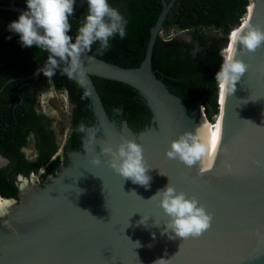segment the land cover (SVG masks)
<instances>
[{
	"label": "water",
	"instance_id": "water-1",
	"mask_svg": "<svg viewBox=\"0 0 264 264\" xmlns=\"http://www.w3.org/2000/svg\"><path fill=\"white\" fill-rule=\"evenodd\" d=\"M172 2L161 0L137 68L89 54L82 58L85 83L73 81L87 93L100 131L89 150L83 145L84 153L74 154L71 166L62 165L42 186L32 175L17 178L16 204L0 217V264H155L160 259L165 264H264V45L251 54L237 51L247 71L228 97L218 87L213 122L199 105L187 113L183 101L151 69L153 45ZM252 2L246 25L235 29L264 30V0ZM1 8L20 14L27 10L12 2ZM44 65L21 79L35 81ZM91 77L132 87L151 114L149 125L133 133L125 121H110ZM221 130L214 152L213 133ZM195 132L206 137L211 167L187 168L165 157L171 141ZM122 138L142 146L150 168L147 188L123 180L105 163L110 157L99 156L101 147L115 150ZM95 156L99 166L90 162ZM6 162L0 157V166ZM169 183L212 215L210 228L198 238L169 239L174 234L165 231L168 217L158 207L159 198L150 200ZM142 218L145 225L139 223Z\"/></svg>",
	"mask_w": 264,
	"mask_h": 264
},
{
	"label": "trees",
	"instance_id": "trees-1",
	"mask_svg": "<svg viewBox=\"0 0 264 264\" xmlns=\"http://www.w3.org/2000/svg\"><path fill=\"white\" fill-rule=\"evenodd\" d=\"M169 1L171 0H165L166 3ZM10 2L17 7L26 8L25 0H0V6L5 7ZM108 2L127 20V35L124 39H112L109 49L103 55L97 54L98 44H94L87 54L124 68H137L144 58L150 29L161 11V0ZM250 2L173 0L162 22L161 33L153 45L151 69L168 91L183 101L187 113L199 105L209 122H213L217 115L218 84L215 74L223 63L221 50L231 30L240 25ZM1 7L0 154L8 159L9 164L0 169V196L15 199L18 192L15 185L17 176L27 177L31 173H37L41 167L45 169L43 177L54 175L61 162L59 157L51 160L55 149L42 148L43 142L38 144L41 156L35 162L25 159L19 151L20 146L26 144V137L31 131L38 139L52 135L45 132L41 125L37 126L31 121L46 118L43 114L36 113L33 92L53 88L57 92L66 93L72 106V131L65 149H77L81 134L75 129L79 123L93 126L95 121L83 88L62 75L61 71L56 70V74L50 79L42 73L35 81L21 79L44 65L48 53L35 46L22 47L19 36L7 29L8 24L15 21L20 13ZM86 11L84 0H76L74 13L70 18L72 31L68 35L75 36L78 22ZM227 58L228 52L224 59ZM91 80L110 121L117 125L125 121L133 133H138L149 125L151 114L132 87L97 77H91ZM114 108H121L122 115H115ZM63 162L66 164L67 161Z\"/></svg>",
	"mask_w": 264,
	"mask_h": 264
},
{
	"label": "clouds",
	"instance_id": "clouds-1",
	"mask_svg": "<svg viewBox=\"0 0 264 264\" xmlns=\"http://www.w3.org/2000/svg\"><path fill=\"white\" fill-rule=\"evenodd\" d=\"M75 2L76 0H25L27 10L10 22L7 29L19 36L22 47L35 46L48 53L46 63L41 69L44 77H53L58 66L63 64L64 67L60 70L62 75L84 84L85 68L82 58L92 50L94 44H98L97 54L103 55L109 49L112 39H124L127 35V20L108 0H84L87 11L78 22L75 36H70V18L74 13ZM262 45L264 30L260 28L247 26L246 31L234 33L232 54L223 60L220 70L215 74L222 97H228L235 91L236 82L244 76L248 68V65L236 58L237 51L239 50L240 55L251 54ZM113 112L115 115H122L121 108H114ZM75 130L84 136V147L87 151L96 140L100 128L95 125L86 126L81 122ZM99 156L110 157L105 163L123 180H131L133 184L145 188L149 186L151 178L147 173L150 168L145 165L141 145L122 138L115 150L111 146L101 147ZM99 156L92 158V165L101 164ZM165 157L177 160L187 168L200 165L203 170L209 167L210 162L206 137L196 132L184 133L169 143ZM157 198L158 207L168 217L165 231L174 234L169 235V239L198 238L210 228L212 215L196 198H189L183 192L178 193L170 183L164 189L158 190L150 200ZM15 204L14 198L0 196V217L8 215ZM143 220L144 218L139 223L144 224ZM165 262L166 260L160 259L155 264Z\"/></svg>",
	"mask_w": 264,
	"mask_h": 264
},
{
	"label": "flooded vegetation",
	"instance_id": "flooded-vegetation-1",
	"mask_svg": "<svg viewBox=\"0 0 264 264\" xmlns=\"http://www.w3.org/2000/svg\"><path fill=\"white\" fill-rule=\"evenodd\" d=\"M49 89H51V88H49ZM48 90L33 92L32 100L34 101V103H33L34 109H35L36 113L43 114L46 118L39 119L36 121L34 119H32L31 121L37 126L41 125L42 128L45 130V132H50V133H52V135H50L48 137L45 136L42 139H38V137H36V134L33 131H31L26 137V144L20 146L19 151H20V153L23 154L25 159H27L28 161H31V162H35L37 160V158L39 156H41V148H40V145H38V144L40 142H43L44 145L43 144L41 145L42 148L55 149L53 154H52L51 160L58 158V157L60 158L61 162L56 169V170H58L62 165L65 168L71 166V164H72L71 159L74 156V154H77V153L83 154L84 153V151H83L84 136L81 134V136L79 137V143H78L77 149H72V148L65 149L66 146H68V139H69V136H70L71 131H72V127L70 124V114H71L72 106L68 102L67 95L65 92H57L53 89L54 92L65 95L67 104H68L69 109H70L69 119L67 121V127L64 129L63 126L62 127L58 126L57 122L54 121L53 117H51V115H49L45 109L41 108L39 105V102H38V96L41 95L42 93H46V91H48ZM43 97H46V94ZM45 154L46 153H43V155H45ZM0 157L4 158L1 154H0ZM4 159L7 162L5 164H3L2 166H0V169L6 167L9 164L8 159H6V158H4ZM63 160L67 161L66 164L63 162ZM44 171H45L44 167H41V168H39L37 173H35V174L31 173L30 174L32 176L36 175L38 177L36 180L34 179L35 184L42 186L44 183L49 181V176H51V175H47V176L43 177L42 175L44 174ZM20 176H22V175H20ZM18 177L19 176H17L15 178V185H17L16 181H17Z\"/></svg>",
	"mask_w": 264,
	"mask_h": 264
},
{
	"label": "rangeland",
	"instance_id": "rangeland-1",
	"mask_svg": "<svg viewBox=\"0 0 264 264\" xmlns=\"http://www.w3.org/2000/svg\"><path fill=\"white\" fill-rule=\"evenodd\" d=\"M46 94V97H43ZM38 102L41 108L45 109L57 125L60 127H67V121L69 119L70 109L66 101L64 94H59L54 92L51 88L46 93H42L38 96ZM31 178L36 180L38 177L36 175L31 176Z\"/></svg>",
	"mask_w": 264,
	"mask_h": 264
},
{
	"label": "bare ground",
	"instance_id": "bare-ground-1",
	"mask_svg": "<svg viewBox=\"0 0 264 264\" xmlns=\"http://www.w3.org/2000/svg\"><path fill=\"white\" fill-rule=\"evenodd\" d=\"M251 2H250V4L248 5V7H247V11H246V14L244 15V17L242 18V20H241V27L242 26H245L246 25V23H247V20L249 19V17H250V14H251V12H252V9H253V2H252V0H250ZM233 31V30H232ZM231 31V33H230V35H231V41H230V39H229V45H228V47L225 49V51L223 52V55H224V57L226 56V54H227V52H228V57L232 54V50H233V41H234V33H236V32H239L240 31V29H235L233 32Z\"/></svg>",
	"mask_w": 264,
	"mask_h": 264
},
{
	"label": "snow or ice",
	"instance_id": "snow-or-ice-1",
	"mask_svg": "<svg viewBox=\"0 0 264 264\" xmlns=\"http://www.w3.org/2000/svg\"><path fill=\"white\" fill-rule=\"evenodd\" d=\"M221 137H222V130L219 133H213L212 149L214 152L217 150L218 143H219V140L221 139ZM209 167H211V162H209Z\"/></svg>",
	"mask_w": 264,
	"mask_h": 264
}]
</instances>
